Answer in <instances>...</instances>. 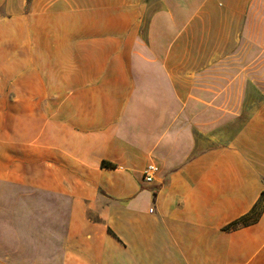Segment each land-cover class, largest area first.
Listing matches in <instances>:
<instances>
[{
  "label": "crops",
  "instance_id": "obj_1",
  "mask_svg": "<svg viewBox=\"0 0 264 264\" xmlns=\"http://www.w3.org/2000/svg\"><path fill=\"white\" fill-rule=\"evenodd\" d=\"M0 264H264V0H0Z\"/></svg>",
  "mask_w": 264,
  "mask_h": 264
},
{
  "label": "built area",
  "instance_id": "obj_2",
  "mask_svg": "<svg viewBox=\"0 0 264 264\" xmlns=\"http://www.w3.org/2000/svg\"><path fill=\"white\" fill-rule=\"evenodd\" d=\"M157 174H158L157 166L155 165L148 166L143 175V183L145 185H152L156 180ZM150 212L153 213L154 210L151 209Z\"/></svg>",
  "mask_w": 264,
  "mask_h": 264
},
{
  "label": "rangeland",
  "instance_id": "obj_3",
  "mask_svg": "<svg viewBox=\"0 0 264 264\" xmlns=\"http://www.w3.org/2000/svg\"><path fill=\"white\" fill-rule=\"evenodd\" d=\"M248 114H249V113H245V115H244V117H243L242 119H246L247 116H248ZM240 120H241V119H240ZM240 120H239V121H240ZM234 123H235V122H228V124H227L224 128H219V129H218V132L223 131V129H224V131H225V130H232V129H233V125H234ZM238 124H239V122H238V123H235V126L238 127ZM214 136H215V135H214ZM227 137H228V135H227Z\"/></svg>",
  "mask_w": 264,
  "mask_h": 264
}]
</instances>
